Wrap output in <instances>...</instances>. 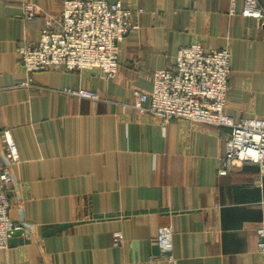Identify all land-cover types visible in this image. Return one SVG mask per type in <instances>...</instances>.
I'll return each instance as SVG.
<instances>
[{"label":"crops","instance_id":"0c3cea01","mask_svg":"<svg viewBox=\"0 0 264 264\" xmlns=\"http://www.w3.org/2000/svg\"><path fill=\"white\" fill-rule=\"evenodd\" d=\"M64 1L0 0V133L12 132L20 154L10 215L33 234L15 235L0 264H264V166L220 176L228 128L163 127L128 106L156 71H175L182 47L201 43L232 54L227 114L264 119L261 22L242 16L244 0H108L135 12L114 79L97 69L28 73L19 48L38 42ZM25 4L37 9L32 20L21 17ZM165 226L170 254L158 242Z\"/></svg>","mask_w":264,"mask_h":264},{"label":"built area","instance_id":"2783aa9c","mask_svg":"<svg viewBox=\"0 0 264 264\" xmlns=\"http://www.w3.org/2000/svg\"><path fill=\"white\" fill-rule=\"evenodd\" d=\"M143 10L139 9L138 14ZM35 6L25 4L22 19L37 15ZM135 12L121 2L108 0H65L61 16L49 19L37 43L24 42L19 56L28 73L64 68L68 71L99 70L112 80L119 69L120 45L133 28ZM242 16L261 22L264 7L259 0H244ZM232 54L229 49L206 50L201 43L182 47L177 55L175 71L158 70L150 92L135 90L128 105L140 114H149L166 127L175 120L196 125L228 128L225 154L218 167L220 176H228L245 164L264 166V119L241 118L227 114L231 89ZM29 85V84H27ZM77 98L101 101L88 89H66ZM5 161L0 166V250L9 247L15 235L32 240L30 227L10 215L8 188L14 182L13 168L20 163V154L12 132L0 133ZM258 250L264 255V228L259 229ZM118 241L123 242L121 234ZM174 231L165 226L159 230L158 242L163 253L173 250Z\"/></svg>","mask_w":264,"mask_h":264},{"label":"water","instance_id":"95a60500","mask_svg":"<svg viewBox=\"0 0 264 264\" xmlns=\"http://www.w3.org/2000/svg\"><path fill=\"white\" fill-rule=\"evenodd\" d=\"M259 1L262 4V6L264 7V1L263 0H259Z\"/></svg>","mask_w":264,"mask_h":264}]
</instances>
